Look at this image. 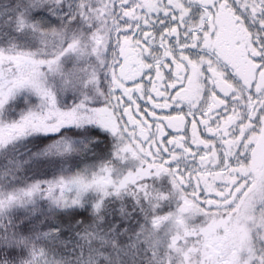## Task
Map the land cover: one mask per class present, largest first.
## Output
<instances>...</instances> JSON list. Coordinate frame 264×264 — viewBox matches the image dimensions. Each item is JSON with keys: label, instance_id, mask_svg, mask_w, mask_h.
I'll list each match as a JSON object with an SVG mask.
<instances>
[{"label": "snow or ice", "instance_id": "6c2138e0", "mask_svg": "<svg viewBox=\"0 0 264 264\" xmlns=\"http://www.w3.org/2000/svg\"><path fill=\"white\" fill-rule=\"evenodd\" d=\"M0 264H264V0H0Z\"/></svg>", "mask_w": 264, "mask_h": 264}]
</instances>
